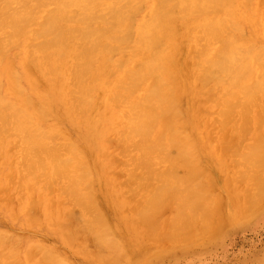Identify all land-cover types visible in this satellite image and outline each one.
<instances>
[{"label": "bare ground", "instance_id": "bare-ground-1", "mask_svg": "<svg viewBox=\"0 0 264 264\" xmlns=\"http://www.w3.org/2000/svg\"><path fill=\"white\" fill-rule=\"evenodd\" d=\"M263 204L264 0H0L3 219L77 250L0 221V264H132Z\"/></svg>", "mask_w": 264, "mask_h": 264}, {"label": "rangeland", "instance_id": "rangeland-1", "mask_svg": "<svg viewBox=\"0 0 264 264\" xmlns=\"http://www.w3.org/2000/svg\"><path fill=\"white\" fill-rule=\"evenodd\" d=\"M252 10L250 5L249 11ZM244 28L249 29V24H245ZM104 161L107 162L106 159ZM99 201L100 205H104L100 198ZM102 209L106 213L112 211L106 206ZM3 217L4 213L0 209L1 223L15 238L30 242L44 241L71 259L76 255L77 250L70 249L48 225L24 226L16 220L7 222ZM76 242L78 250H90L91 238L85 237V234H81ZM180 245L145 243L143 251L129 252V257L132 264H264V204L254 214L226 224L215 236L195 239L188 246ZM104 264L109 263L106 261Z\"/></svg>", "mask_w": 264, "mask_h": 264}]
</instances>
